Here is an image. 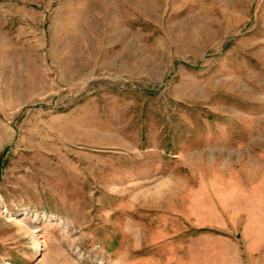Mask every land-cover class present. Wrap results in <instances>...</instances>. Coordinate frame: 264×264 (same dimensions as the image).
I'll return each instance as SVG.
<instances>
[{
    "label": "rangeland",
    "instance_id": "374dc122",
    "mask_svg": "<svg viewBox=\"0 0 264 264\" xmlns=\"http://www.w3.org/2000/svg\"><path fill=\"white\" fill-rule=\"evenodd\" d=\"M0 264H264V0H0Z\"/></svg>",
    "mask_w": 264,
    "mask_h": 264
},
{
    "label": "crops",
    "instance_id": "0c3cea01",
    "mask_svg": "<svg viewBox=\"0 0 264 264\" xmlns=\"http://www.w3.org/2000/svg\"><path fill=\"white\" fill-rule=\"evenodd\" d=\"M217 213H221L220 211H218V209L215 210ZM218 232V234L216 233L214 235V240L217 242H225V243H229L231 245H233V240H232V234L231 232H225V230H216ZM224 233V234H223ZM236 253H233V256L235 257Z\"/></svg>",
    "mask_w": 264,
    "mask_h": 264
}]
</instances>
